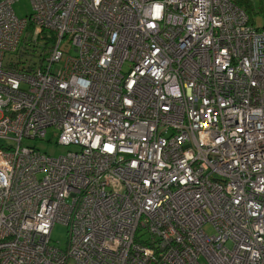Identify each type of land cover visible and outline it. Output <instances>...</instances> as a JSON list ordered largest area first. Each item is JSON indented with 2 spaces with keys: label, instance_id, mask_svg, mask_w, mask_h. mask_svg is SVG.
Masks as SVG:
<instances>
[{
  "label": "built area",
  "instance_id": "2783aa9c",
  "mask_svg": "<svg viewBox=\"0 0 264 264\" xmlns=\"http://www.w3.org/2000/svg\"><path fill=\"white\" fill-rule=\"evenodd\" d=\"M15 1L0 264H264V25L238 0ZM48 128L73 148L22 145Z\"/></svg>",
  "mask_w": 264,
  "mask_h": 264
},
{
  "label": "rangeland",
  "instance_id": "374dc122",
  "mask_svg": "<svg viewBox=\"0 0 264 264\" xmlns=\"http://www.w3.org/2000/svg\"><path fill=\"white\" fill-rule=\"evenodd\" d=\"M252 2L256 8H260L261 5L264 6V0H252ZM12 8L14 13L20 18H23L31 13V6L28 0H17L13 3ZM251 19H252V25H254L255 27H261L262 25H264V18L261 13L252 14ZM36 52H38V49H36ZM54 132L55 131L52 128H48L46 138L44 140L23 139L22 145L35 146L41 152H45L46 154L52 156L62 154L67 150L73 148V146H64L57 144L56 135H54ZM6 144H13V142L4 138H0V145H6ZM204 230L209 234L213 232V229L209 225L204 226ZM51 239L56 245H58L61 248H64L66 246V241H67L66 226L61 223L54 224L51 230Z\"/></svg>",
  "mask_w": 264,
  "mask_h": 264
},
{
  "label": "trees",
  "instance_id": "16d2710c",
  "mask_svg": "<svg viewBox=\"0 0 264 264\" xmlns=\"http://www.w3.org/2000/svg\"><path fill=\"white\" fill-rule=\"evenodd\" d=\"M238 4L240 7H242L247 12L250 19H251L252 14H260V13L262 14L264 18V6L263 5H261L260 8H256L252 0H238ZM250 23L252 24V19L250 20ZM14 55H17V52Z\"/></svg>",
  "mask_w": 264,
  "mask_h": 264
}]
</instances>
